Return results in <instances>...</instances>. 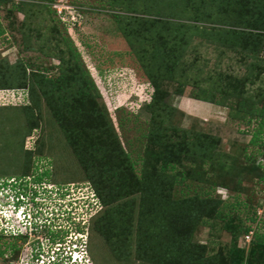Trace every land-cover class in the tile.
I'll return each mask as SVG.
<instances>
[{"label": "rangeland", "instance_id": "rangeland-1", "mask_svg": "<svg viewBox=\"0 0 264 264\" xmlns=\"http://www.w3.org/2000/svg\"><path fill=\"white\" fill-rule=\"evenodd\" d=\"M261 1L0 0V264L44 235L38 264H264V131L251 144L242 110L264 106ZM69 45L88 93L67 125L33 75L62 74ZM94 177L110 203L76 205L78 228L45 204ZM36 221L43 236H9Z\"/></svg>", "mask_w": 264, "mask_h": 264}, {"label": "trees", "instance_id": "trees-1", "mask_svg": "<svg viewBox=\"0 0 264 264\" xmlns=\"http://www.w3.org/2000/svg\"><path fill=\"white\" fill-rule=\"evenodd\" d=\"M48 2H53L54 0H47ZM260 1V0H257ZM261 7H264V0L261 1ZM53 14L55 13L52 12ZM254 20H256L255 22L257 23V18H255ZM3 34V30H0V35ZM237 34V33H236ZM237 39H240V34H237ZM163 39V38H162ZM62 43L66 44L67 40L64 39L62 41ZM68 53L69 56L71 57L72 62L68 64V67H64L65 70L64 72H62V74H59L56 78L54 79H48L46 76H44V73L42 72V74H39V72H35V74L33 75V77H35V81L38 82L39 87H41V89L44 92V96L46 99L50 98L51 100H53L57 107L55 110V117L57 118V120H61V122L63 124H67V115L70 114V112H72V108L75 107V105L72 102L71 98H80L83 97L84 95H86V93H88V89L85 86V83L83 82L82 78L80 77L81 75L79 74L78 71V62H77V58L76 55L73 52V48L71 45H69L68 47ZM58 49V48H57ZM153 53L154 56L158 58L159 62L161 63L162 66H164L166 64V51H165V47L163 44H158L154 46L153 49ZM57 54L61 55L60 51L57 52ZM58 55V56H59ZM61 57V56H60ZM59 57V59H60ZM63 59L61 58V62L64 63V61H62ZM77 64V65H76ZM79 76V77H78ZM150 78V77H149ZM151 80V85L154 87V92L156 93L157 89H158V84L157 82H155V80H153V78H150ZM22 81V77H20V79L18 78V82ZM17 82V83H18ZM19 85H21L19 83ZM45 89V90H44ZM48 93L50 94V97H48ZM88 95V94H87ZM200 98H198V100H203V101H208L206 100V98L204 96H198ZM48 99V100H50ZM69 99L70 102H69ZM242 110H244V113L249 116L250 118H254L255 120L260 121L259 123V129L257 130V132L255 133V135L251 138V144H254L255 139L257 137L258 134L262 133V131H264V106H256V104L252 103L250 106H247L246 108L244 107ZM73 114V113H72ZM68 125V124H67ZM68 129V128H67ZM67 129L65 131H67ZM68 133V131H67ZM70 134H68V139L70 142H74L75 141V137H72ZM261 154V152H260ZM92 156H94V153H92ZM168 165V164H165ZM166 168V166H165ZM258 168H260L263 172L262 175L260 176V180L262 182H264V167L262 168L261 166H259ZM45 174H42L41 176H44ZM173 180H176V182L179 183H184V178L182 175H174L173 176ZM35 181L39 182L41 181V177H36ZM105 178L102 177H94L92 178V184L89 185L88 188H84L83 185L78 187L77 190H75L74 188L70 189V191H66L65 188L64 191L62 192H50L49 195L55 194L53 197H50L48 199H44L45 204H51L54 207L56 206L59 210V214L60 211L62 210V218L63 221L65 223H67L68 225H70V227H72V223H75V220L77 219V225L76 227L78 228L79 226V222H81L82 220H84L85 222L88 221L89 218H92V214H86V215H82L81 211L77 214V210L82 206H79L81 203H87L89 206H91L93 208V206L98 205V206H102V205H108L110 203V201L106 200V197L103 196V190H102V185H105ZM111 195V194H109ZM109 197V196H108ZM77 205V206H76ZM76 206V209H75ZM103 220L102 217H100L98 219V223H97V229H100V225H102ZM25 227H28L27 225ZM43 224L41 222L36 221V223L33 224V228L29 233L26 231H20L18 232V234H12L9 236H13L12 238L14 240H16L15 242H20L21 244L23 243H27L28 242V237L30 236L31 233H33L35 236H39V234L41 236H43L40 232L43 229ZM49 233H52L51 228L52 225L47 226ZM60 229V228H58ZM71 230V228H69ZM69 229L65 230V235H67V233H70L71 231H69ZM51 231V232H50ZM248 231V230H246ZM9 233V232H8ZM53 235V233L51 234ZM54 235H57V233H55ZM45 236V237H44ZM43 237H35L36 239L32 242L29 241V251L26 252H22V262L25 264H35L33 262H35L44 252L42 249L43 243L42 240L47 242L46 235H44ZM10 237V238H11ZM54 237V243H55V236ZM30 238V237H29ZM60 238V237H59ZM62 239V238H60ZM62 241V240H60ZM51 243V242H50ZM53 243V240H52ZM264 245V236L260 237L257 236V238H255L252 242H251V246L252 249H256V248H261ZM22 246L18 245L17 248H15V244H11L10 245V250H11V255L14 256V254L16 255L21 254V251L23 250L21 248ZM4 252H0V255H3ZM10 256V257H12Z\"/></svg>", "mask_w": 264, "mask_h": 264}, {"label": "built area", "instance_id": "built-area-1", "mask_svg": "<svg viewBox=\"0 0 264 264\" xmlns=\"http://www.w3.org/2000/svg\"><path fill=\"white\" fill-rule=\"evenodd\" d=\"M0 192H3V194H1L0 193V196H3L4 197V195H6L7 193L5 192V190H3V189H1L0 188ZM20 208H22V206H20L19 208H17L16 207V209H18V213L19 214H21L22 216H23V218H24V220H23V222H22V225H23V227L25 228V226L26 225H28V223H29V220L31 219V217H30V213L28 214V212L26 213V211H22V210H20ZM14 209V208H13ZM77 220V219H76ZM31 225V224H30ZM29 226V225H28ZM15 228V227H14ZM17 228V227H16ZM7 231V230H6ZM7 233H8V231H7ZM14 234H16V233H14ZM42 259H43V256L41 255L37 260H36V263L38 264L40 261H42ZM39 261V262H38ZM40 264H43V263H40Z\"/></svg>", "mask_w": 264, "mask_h": 264}]
</instances>
